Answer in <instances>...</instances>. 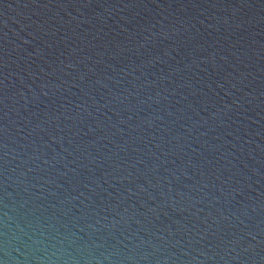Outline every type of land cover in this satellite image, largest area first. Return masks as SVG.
Returning <instances> with one entry per match:
<instances>
[{
  "label": "water",
  "instance_id": "1",
  "mask_svg": "<svg viewBox=\"0 0 264 264\" xmlns=\"http://www.w3.org/2000/svg\"><path fill=\"white\" fill-rule=\"evenodd\" d=\"M0 264H264V0H0Z\"/></svg>",
  "mask_w": 264,
  "mask_h": 264
}]
</instances>
